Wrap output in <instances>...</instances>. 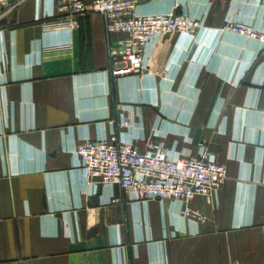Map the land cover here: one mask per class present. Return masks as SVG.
I'll list each match as a JSON object with an SVG mask.
<instances>
[{
  "label": "crops",
  "instance_id": "0c3cea01",
  "mask_svg": "<svg viewBox=\"0 0 264 264\" xmlns=\"http://www.w3.org/2000/svg\"><path fill=\"white\" fill-rule=\"evenodd\" d=\"M134 11L183 13L200 29L158 37L140 73L115 76L125 35L102 14L46 27L72 17L24 0L1 17L0 264H264V0H136ZM238 25L250 33L228 29ZM126 117L141 149L205 144L227 167L222 187L185 217L180 201L96 184L76 150L125 136Z\"/></svg>",
  "mask_w": 264,
  "mask_h": 264
},
{
  "label": "built area",
  "instance_id": "2783aa9c",
  "mask_svg": "<svg viewBox=\"0 0 264 264\" xmlns=\"http://www.w3.org/2000/svg\"><path fill=\"white\" fill-rule=\"evenodd\" d=\"M22 1L0 0V19ZM52 3V15L58 12L72 18L46 27H77V17L98 13L104 16L108 34L125 35L119 41L120 49L110 52L115 76L140 73L145 49L158 37L177 32L195 35L200 29L197 19L183 13L137 14L136 0H52ZM228 29L250 33L243 25ZM260 39L264 43V35ZM136 126L126 117L121 124L127 130L125 136L85 139L76 150L79 165L88 178L103 188L119 185L131 201H180L185 207L183 215L190 217L192 212L187 203L198 195L216 193L226 180V165L218 162L205 144L196 153L188 149L180 151L177 143L170 148L161 142L150 143L141 149L136 142L139 136L130 135Z\"/></svg>",
  "mask_w": 264,
  "mask_h": 264
}]
</instances>
